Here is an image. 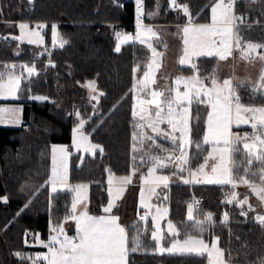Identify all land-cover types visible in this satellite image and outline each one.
I'll list each match as a JSON object with an SVG mask.
<instances>
[{
	"label": "trees",
	"instance_id": "1",
	"mask_svg": "<svg viewBox=\"0 0 264 264\" xmlns=\"http://www.w3.org/2000/svg\"><path fill=\"white\" fill-rule=\"evenodd\" d=\"M157 1L161 21L186 22L187 17L182 12L170 9L169 0H146L144 12L152 9ZM177 1L186 2L195 22H202L214 0ZM236 8L255 18V23L240 26L243 38L264 43V0H256L254 4L240 0ZM133 19V0H0V67L10 62H28L35 67L31 77L23 74L24 91L21 98L15 100L22 104V123L0 125V264H30V260H21L15 253L27 257L44 251L46 248L36 244L35 238L39 236L44 240L50 221L60 224L68 216L69 190L52 193L47 185L36 195L30 193L33 186L45 185L48 180L51 144L70 142L71 129L76 123L72 105L86 121L84 129L91 139L103 148V153L96 150L92 155L85 154L78 165L71 166L70 180L92 187L91 210L100 212L107 201L106 169L122 175L134 168L133 69L139 66L138 73L143 72L149 52L143 44L133 42L123 45L118 52L115 50L116 30L122 26L132 30ZM145 19L148 17L144 15ZM19 20L57 23L67 43L38 50L36 45L19 42L7 35L12 28L10 23ZM199 65L206 75L216 63L212 57H201ZM177 69V72L189 71L181 66ZM227 71L228 66L224 73ZM88 80H94L100 91L95 103L75 98L83 92L82 84ZM250 90L249 87L240 90L247 104L252 103ZM35 94L47 99H28ZM261 102L258 96L255 103ZM193 131L194 138L198 139L202 131L200 120L194 123ZM136 164L138 168V160ZM102 165H106V169H102ZM256 169L258 165L254 166ZM229 191H232L229 185L172 184L168 187L171 217L175 222L186 221L190 197L202 195L197 218L211 212L216 223L212 233L206 232L203 237H219L226 254L230 250L232 263L260 264L264 258V229L251 213L247 218L240 216L235 204L225 202V193ZM225 212L230 217L227 226L221 223ZM124 221L128 227L142 220L133 212ZM30 235L32 240H29ZM142 238L150 248L143 253L130 254L129 264H206L203 256L154 253L153 241L147 232Z\"/></svg>",
	"mask_w": 264,
	"mask_h": 264
},
{
	"label": "snow or ice",
	"instance_id": "2",
	"mask_svg": "<svg viewBox=\"0 0 264 264\" xmlns=\"http://www.w3.org/2000/svg\"><path fill=\"white\" fill-rule=\"evenodd\" d=\"M136 2V34L132 35L117 32L116 51H120L121 43L136 41L140 44H147L151 56L145 65L146 70L139 79H135V73L139 66L133 69L134 82L131 91L135 94L133 104V167L136 168L137 153L143 152L139 156L140 166H147V171L152 180L149 182L150 191L156 193V189L151 184L163 185L167 188L170 177L168 175H154L157 170H163L175 165L176 171L173 175L187 172L188 178H183L184 184L204 183L215 185H229L232 191L226 192L225 202L235 204L240 209L239 215L248 217V213L254 211L248 199H238L235 191L238 185L247 186L264 204V68L261 69L258 81L251 86L249 100L251 104L242 103L239 91L248 87V82L238 80L235 76L222 79L219 76L220 62L227 61L233 56L234 50H238L241 57L251 60L254 57L264 62V52H257V49L264 48V44L245 42L241 33L240 25L246 24V20L235 13L234 4L237 0H215L211 6V22L196 23L195 18L190 14L187 4H177L176 0H169L172 10L179 9L187 17L184 26L180 29L183 35V54L179 58V64L192 69L193 75L189 77L177 76L175 88L167 90H151L150 85L155 81V70L160 67L158 57L162 56L153 45L152 38L157 36L154 29L143 23L142 0ZM256 3V0H249ZM157 9L159 4L157 3ZM148 17L156 13H148ZM41 24L39 27H43ZM250 28L251 25H248ZM19 28L23 31L28 25L21 23ZM53 33H56V25H52ZM31 35H36L32 33ZM32 39L28 43H33ZM159 42V41H157ZM67 43V41H63ZM213 57L217 60V66L206 75L196 63V58ZM5 70L0 71V99H18L24 89L21 81L25 79L23 74L17 75L8 70V65L3 66ZM13 68L16 66L13 65ZM24 67V66H21ZM29 77L34 72V67L25 68ZM30 83V81H29ZM181 84L183 91H181ZM88 87L95 93V81H88ZM141 93L149 95L151 99H144ZM102 95V93H101ZM261 98L260 106H255L257 97ZM31 100H46L47 97L39 95H29ZM93 94L90 100H96ZM193 104H205L210 110L207 112L206 131L203 136V145H211V151L205 157V163L200 164L195 170L191 168L193 157H190L187 146L192 144L190 127V109ZM154 106V112L148 106ZM95 105L93 111L95 112ZM9 111L14 117V121L19 123L16 113L20 109L0 108V119L3 113ZM78 123L73 128L74 145L83 147L85 151L94 152L99 148L103 153V148L87 142L84 134L86 121L79 119L80 113L75 112ZM90 119V117H89ZM167 124L168 129H162L160 125ZM240 127L248 125L252 129L251 133L243 135L234 134L232 126ZM146 129H150L149 134ZM179 133V135H176ZM156 137L169 141L170 147H164L157 143ZM150 142V143H148ZM147 144V149L145 145ZM203 145L196 143L199 152H203ZM242 145V148L240 147ZM159 150V151H157ZM165 154V155H162ZM67 157L68 150L64 147L52 148V169L45 185L33 186L31 193L36 195L39 191L51 185V192H57V186L67 187ZM210 165V173L205 171ZM258 169L254 170V166ZM111 173V169H106ZM109 195L112 197L103 212L106 215L93 216L87 210H78L77 204L80 202L81 194L86 188L84 184H77L70 189L76 193L73 197L71 212L67 218H71L76 224V234L69 236L59 225L53 226L49 240L44 242L37 236L35 239L47 249L46 254H37L35 257H25L23 253L17 252L15 255L21 260H30L31 264H129L130 254L146 252L150 244H146L142 238L147 228L141 229L139 223L125 227L118 223V217L112 214L115 207V200L119 199L124 192V186L131 183L130 176L121 177L113 188V176L109 175ZM24 189H22L23 191ZM141 206L151 207L145 203L143 190L141 191ZM158 196V194H157ZM167 199V197H165ZM195 204V207H194ZM247 205V210H245ZM199 201L188 204L187 220L180 222L169 221L167 230L173 237L169 247L162 246L164 237L157 227V221L163 219L168 214L166 207H157L152 215L151 232L152 241L155 247L154 253H171L181 255L204 256L207 254L208 264H232L230 250L219 247V237L213 235L211 243H206L203 236L206 232L212 233L216 227L213 213L199 215ZM145 216L141 220H145ZM229 213L225 212L221 223L225 226L229 223ZM259 226L264 229V214H257L253 218ZM134 233V234H133ZM183 235L184 239L177 237ZM231 235V230H230ZM260 264H264L261 258Z\"/></svg>",
	"mask_w": 264,
	"mask_h": 264
},
{
	"label": "rangeland",
	"instance_id": "3",
	"mask_svg": "<svg viewBox=\"0 0 264 264\" xmlns=\"http://www.w3.org/2000/svg\"><path fill=\"white\" fill-rule=\"evenodd\" d=\"M158 2V1H157ZM156 2V3H157ZM215 2V1H214ZM213 2V3H214ZM212 3V4H213ZM212 4L209 5L208 8V12H207V16H206V20L199 22V23H210L211 22V6ZM157 5L155 6V8H153L151 10V13H156L157 12ZM191 14V13H190ZM144 21V18H142ZM21 23H25L28 25V28L25 30H21L19 28V25ZM43 24L44 26L41 28L39 27V25ZM55 24L56 25V33H53V29H52V25ZM145 24V23H144ZM147 25V24H146ZM245 25V24H243ZM11 31L7 32V35L10 37H13L14 39H16L19 42H24V43H28L29 39H32L34 42L33 43H28V44H32V45H36L38 46V50H43L45 49V47H47V45H49V47H53V46H61V43L65 40L64 35L60 32V29L57 25V23H50L47 24L45 22H29L26 20H19L15 23H10ZM151 26L154 31L157 33L156 37L152 38V42L153 45L156 47V50L160 53H163L162 56L158 57V60L160 61V67L158 70H155V83L150 85L151 90H167L168 88H175V79L177 76H185V77H189L192 76L194 73L192 71V69L188 66L185 65H180L179 64V58L182 56L183 54V35L182 32L180 31V29L184 26V24H180L178 26H172V27H166V28H160L158 29L157 27L153 26V25H149ZM241 26V25H240ZM136 25L134 26V28L132 30H127L126 27L122 26L121 29L116 30L117 32H121V33H125V34H129L132 35L133 37L136 34ZM32 33H35L36 35H31ZM4 40H6V37H3ZM159 41V42H157ZM245 42L251 41V40H246L244 39ZM139 43L136 41H129L128 43ZM253 43H259V44H264L262 42L259 41H251ZM117 37H116V46H117ZM64 44V43H63ZM127 43H121L120 48L125 45ZM149 52V56L148 58H150L151 56V52L150 49L148 48L147 44H143ZM257 52H264V48H260L257 49ZM199 58H196V63L199 67H201L199 65ZM211 58V57H209ZM213 58V57H212ZM216 65L213 67V69L217 66V60L216 58H214ZM148 62V59L146 61V63ZM145 63V65H146ZM179 64V66L184 67L186 70L189 69V71H184V72H177V65ZM4 65H8V70L13 71L15 74L20 75V74H27L25 68L26 67H34V65L32 63H28V62H10V63H4L2 65V67H0V71L5 70L4 69ZM15 65L16 67L13 68L12 66ZM228 66V71L226 73H224V71L226 70V66ZM24 66V67H21ZM35 68V67H34ZM202 68V67H201ZM264 68V62L260 61L258 59V57H254L251 60H245L241 57V54L238 50H234L233 52V56L229 57L227 61L224 62H220L219 65V76L222 79L225 78H230L232 76H235L236 79L238 80H244L248 82V87L251 89V86L253 84H255L260 76V72L261 69ZM144 70H146V68H144ZM143 70V71H144ZM224 73V74H223ZM143 75V72L138 73V71L135 73V79H139L141 78ZM88 81H93V80H88ZM88 81H86L85 83L82 84V86L84 87L83 92L80 95L75 96L76 100H83V101H89V102H93L95 103L97 101L96 100H90V97L95 94L98 98V95L100 93V91L97 89L96 84H95V93L92 92V90L88 87ZM133 82H134V77H133ZM181 91H183V85L181 84L180 86ZM239 94L242 98V91H239ZM35 95H39V96H44V95H40V94H35ZM134 93H133V101H132V110H133V104L135 103L134 100ZM46 97V96H44ZM141 97L148 100L151 99V97L149 95H146L144 93H141ZM21 98V94H19V98ZM3 101L6 102V107L4 109L8 110V109H20L19 112L16 113V116L19 118V123H16L14 121V117L12 115L11 112L9 111H5L3 113V119H0V125H8V126H18L22 123L23 118H22V104L19 102H16L13 99H2ZM74 100V101H76ZM242 103L246 104V102H244L242 100ZM72 104H74V102H72ZM261 103H255V106H260ZM151 110H153L154 112V106L153 105H149L148 106ZM210 109L205 105V104H193L191 106L190 109V127L192 128V132H191V140L193 141L192 144L187 146V150L189 152L190 157H193L192 162H191V168L193 170H195L200 164L205 163V157L208 155V152L211 151V145H203V136L205 134L206 131V120H207V112ZM75 112H78L77 107H75V105H72V113L75 115ZM76 116V115H75ZM79 119H82L81 117H79ZM200 120V122L202 123V131H201V135L198 139H195V135H194V131H193V125L194 123L198 122ZM76 123H78V118L76 116ZM76 123L72 126L71 129V139L70 142L67 143H62V142H56V143H52L51 144V151H50V174L51 175V169H52V148L53 146L60 148V147H64L68 150V157H67V187L65 186H57V190H69L74 187L77 184H84L86 185V188L83 190L82 194H81V199L80 202L77 204V208L78 210H87L88 213L90 215L93 216H101V215H106V213L103 212V208L104 206H102V211L101 212H95L93 210H91L90 206V202H89V196L90 193L92 192V187L85 182H72L70 180L71 178V166L73 164H79L81 162V160L83 159V156L85 154H94L96 152V150H99V148H97L94 152H89V151H85L83 147H78L74 145V134H73V128L76 126ZM160 127L162 129H168L169 126L167 124H162L160 125ZM84 134L87 136V142L94 144V145H99L96 142H94L90 135L89 132H87L85 129H83ZM146 131L151 134L154 135L153 133H151L150 129H146ZM252 129L250 128V126L248 125H241L240 127H236L235 125L232 126V132L234 134H239V135H243L244 133H251ZM176 135H179V133H176ZM157 143L162 144L164 147H170L169 141L167 140H163L160 139V137H156ZM150 143V142H148ZM196 143H200L203 145V152H199V150L196 147ZM100 146V145H99ZM101 147V146H100ZM242 148V145L240 146ZM145 149H147V144L145 145ZM159 151V150H157ZM143 155V152H139L137 153V160L139 161V156ZM165 155V154H162ZM212 161H209V166L206 167L205 171L210 173V165H211ZM138 166V164H136ZM106 169V165H102V169ZM176 171V167L175 165L170 166L166 169L163 170H157V172L154 175H168L170 177L169 179V183H168V187L172 184H184L183 183V178H188V173L184 172L181 173L179 175H173V172ZM106 174V188L107 190L109 189L110 185H109V175L111 174L113 176V181L120 179L121 177L124 176H130L131 177V183H129L128 187H127V191L124 197V200L122 201V203L119 204V209L122 208V211L119 213L114 212V215H116L118 217V223L121 226H126V222L124 221L126 219V217L131 216L133 214V212H135V215L137 216V218L140 217L141 213H147L146 219L142 220L140 222V224L145 228H150V231H147V234L150 236L151 239V232L154 231L155 229L152 227V215L155 214L156 212V208L157 207H166L168 209V214L167 216H165L163 219H160L157 221V227L160 228L161 230V234L164 237V239L161 241L162 246L164 247H169L170 246V242L173 240V237L169 234L168 230H167V224L169 221H172L174 223H176L170 214V206L168 203V187L165 188L163 187V185H156V184H151V187H154L156 189V193H152L150 191V184L149 182L152 180V177L149 176L148 171H147V166H139L138 168H132L130 170V172L128 174H118L115 172H107L105 171ZM190 187L192 186H196V185H215V184H204V183H190L187 184ZM49 186V190L51 192V185ZM239 186V185H238ZM112 187L114 188L115 186L112 185ZM143 190L144 193V200L145 203L150 205L151 207H142L141 206V191ZM235 191L238 193V199H243V198H247L249 201V204H251V206L253 207L254 211L249 212L248 214H252V217L254 218L257 214H264V204L261 203V201L259 200V198L254 195L251 190L245 186V185H240V187H237L235 189ZM71 192V200H70V204H69V210H68V214L71 212V205H72V201H73V197L76 195V193ZM158 194V196H157ZM165 197H167V199H165ZM112 197H109V200ZM106 203L105 207L108 205L109 203ZM105 204V203H104ZM133 208V210H132ZM245 210H247V205H245ZM188 213V210H187ZM113 214V213H112ZM127 221V220H126ZM59 225L60 227H62L66 234L68 235L69 231L74 230L76 232V224L75 222L69 217L67 219L63 218V220L60 222V224H56ZM54 223L52 221H50L49 226H48V232H51L52 228H53ZM47 232V233H48ZM32 237L30 235L29 240H32ZM213 237V236H212ZM210 238H204L206 243H211V239ZM180 240L184 239V236L181 235L179 237H177ZM41 240V239H40ZM44 241V240H42ZM36 244L37 241H36ZM155 247V242H153V248ZM219 247H221V245L219 244ZM222 248V247H221ZM47 253V249H45L43 252H35L32 254V257H35L37 254H46ZM161 254V253H160ZM163 254H171L168 252H165ZM178 254V253H177ZM206 260V264H208V258H207V254H205L203 256ZM31 264V263H30ZM232 264H236V263H232Z\"/></svg>",
	"mask_w": 264,
	"mask_h": 264
},
{
	"label": "crops",
	"instance_id": "4",
	"mask_svg": "<svg viewBox=\"0 0 264 264\" xmlns=\"http://www.w3.org/2000/svg\"><path fill=\"white\" fill-rule=\"evenodd\" d=\"M215 1V0H214ZM213 1V2H214ZM159 5H160V2L158 1L157 2ZM157 3L153 6V8H155V6L157 5ZM152 8V9H153ZM152 9H150L149 11H147L146 13L144 12V14H145V16L146 17H148V13H151V10ZM210 12H211V10H210ZM160 14H161V9L159 8L158 10H157V12H156V15H154V16H152V17H148V21L145 19L144 21H143V23H145V24H147V25H153V26H155V27H157L158 29H160V28H166V27H172V26H178V25H180V24H185V22H182V23H168V22H163V21H161L162 20V18H161V16H160ZM144 18V17H143ZM196 23H199V22H196ZM136 25V23L134 24V26ZM177 66H179V64L177 65ZM178 68V67H177ZM0 102H3V103H5V105H6V102L5 101H3L2 99H0ZM6 107V106H5ZM4 107V108H5ZM118 181H119V179H117V180H114L113 181V185L114 186H116V184L118 183ZM105 185H106V183H105ZM128 185L129 184H127V185H125L124 186V192L122 193V194H120V197H119V199H116L115 200V207H113V209H112V213L114 214V212H121L122 211V209L119 211V210H117V208H118V205H119V202L122 200V199H124V197H125V194H126V191H127V187H128ZM106 190H107V188H106ZM107 193H108V198H107V201H106V203L108 202V200H109V197H110V195H109V189L107 190ZM106 203L105 204H103L102 206H104L105 207V205H106ZM102 206H101V211H102ZM100 211V212H101ZM126 227V226H125ZM74 231V230H73ZM41 252H43V251H41Z\"/></svg>",
	"mask_w": 264,
	"mask_h": 264
},
{
	"label": "built area",
	"instance_id": "5",
	"mask_svg": "<svg viewBox=\"0 0 264 264\" xmlns=\"http://www.w3.org/2000/svg\"><path fill=\"white\" fill-rule=\"evenodd\" d=\"M238 1H240V0H237V2H238ZM176 2H177V4H180V5L187 4L186 2L181 3V2H178L177 0H176ZM237 2L234 4V11H235V13H236L237 15H239V16H242V17L246 20V24H248V23H255V18H254L251 14L244 13V12H240V11L237 10V8H236V4H237ZM145 3H146V0H142L143 12H144V10H145ZM187 5H188V4H187ZM188 6H189V5H188ZM136 7H137L136 2H135V0H133L134 19H133L132 24H135V23H136ZM169 7H170V9H172V8H171V5H169ZM189 9H190V7H189ZM174 11H180V10L177 9V10H174ZM180 12H182V11H180ZM190 12H191V10H190ZM182 13H183V12H182ZM5 106H6L5 103L0 102V108H4ZM202 200H203L202 195H195V194H193V195L190 197V199H189V201H188V204H189L190 202L199 201V206H198V207H200V205H201V203H202ZM194 207H195V204H194ZM143 216H145L144 213H142V214L140 215V219H141V217H143ZM75 234H76L75 231H70V232L68 233L69 236H74ZM48 240H49V234L47 235L45 241L47 242Z\"/></svg>",
	"mask_w": 264,
	"mask_h": 264
},
{
	"label": "flooded vegetation",
	"instance_id": "6",
	"mask_svg": "<svg viewBox=\"0 0 264 264\" xmlns=\"http://www.w3.org/2000/svg\"><path fill=\"white\" fill-rule=\"evenodd\" d=\"M127 218V217H126ZM128 218H130V216L128 215Z\"/></svg>",
	"mask_w": 264,
	"mask_h": 264
},
{
	"label": "water",
	"instance_id": "7",
	"mask_svg": "<svg viewBox=\"0 0 264 264\" xmlns=\"http://www.w3.org/2000/svg\"><path fill=\"white\" fill-rule=\"evenodd\" d=\"M151 240H152V238H151Z\"/></svg>",
	"mask_w": 264,
	"mask_h": 264
}]
</instances>
